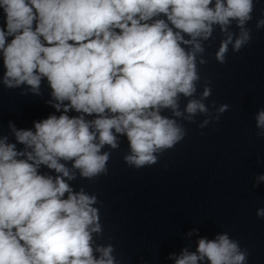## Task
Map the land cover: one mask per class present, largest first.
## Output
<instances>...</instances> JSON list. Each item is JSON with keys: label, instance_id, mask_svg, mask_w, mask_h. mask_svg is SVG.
I'll list each match as a JSON object with an SVG mask.
<instances>
[{"label": "clouds", "instance_id": "1", "mask_svg": "<svg viewBox=\"0 0 264 264\" xmlns=\"http://www.w3.org/2000/svg\"><path fill=\"white\" fill-rule=\"evenodd\" d=\"M257 2L0 0V87L47 93L54 109L31 128L0 122V264H122L114 244L99 242L102 202L73 182L107 175L121 138L124 163L138 170L182 142L185 124L218 122L229 105L206 103L201 66L217 34L219 64L250 44ZM255 127L264 137V108ZM193 234L195 249L170 254L174 264H247L228 232Z\"/></svg>", "mask_w": 264, "mask_h": 264}]
</instances>
